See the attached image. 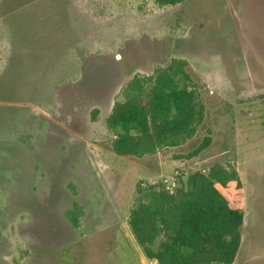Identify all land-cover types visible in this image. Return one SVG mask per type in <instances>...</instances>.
<instances>
[{
  "label": "rangeland",
  "instance_id": "374dc122",
  "mask_svg": "<svg viewBox=\"0 0 264 264\" xmlns=\"http://www.w3.org/2000/svg\"><path fill=\"white\" fill-rule=\"evenodd\" d=\"M2 1L0 264H158L132 209L215 164L242 184L217 186L245 212L234 264H264V0H33L5 16ZM173 58L205 106L196 135L114 154V104Z\"/></svg>",
  "mask_w": 264,
  "mask_h": 264
},
{
  "label": "trees",
  "instance_id": "16d2710c",
  "mask_svg": "<svg viewBox=\"0 0 264 264\" xmlns=\"http://www.w3.org/2000/svg\"><path fill=\"white\" fill-rule=\"evenodd\" d=\"M33 0H3L8 15ZM185 0H155L161 6ZM186 85L181 88L178 80ZM148 84H151L150 86ZM106 119L114 133L111 149L120 157L143 158L193 138L205 119V106L185 59L173 58L152 79L136 75ZM242 184L234 168L213 165L194 171L172 192L162 183L149 200L134 207L129 225L145 256L158 264H234L242 243L245 212L218 190Z\"/></svg>",
  "mask_w": 264,
  "mask_h": 264
}]
</instances>
